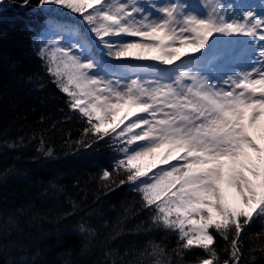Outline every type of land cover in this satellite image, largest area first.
I'll use <instances>...</instances> for the list:
<instances>
[{"label": "snow or ice", "instance_id": "6c2138e0", "mask_svg": "<svg viewBox=\"0 0 264 264\" xmlns=\"http://www.w3.org/2000/svg\"><path fill=\"white\" fill-rule=\"evenodd\" d=\"M45 6L81 17L114 59L183 61L171 83L105 79L96 74L104 70L100 62L76 52L89 48L78 22L49 8L50 35L40 56L70 107L87 119L86 134L123 145L115 167L127 176L120 183L140 181L145 207H155L153 223L176 232L181 251L206 253L198 264H219L216 234L231 246L223 264H241L242 232L264 219V43L255 46L264 42V11L226 8L222 0H203V13L180 0H149L157 15L140 0H38L37 7ZM65 33L81 38L64 45L56 37ZM221 37L250 38V67L216 81L211 70L234 58L232 42ZM153 255L155 264H171L158 245Z\"/></svg>", "mask_w": 264, "mask_h": 264}, {"label": "trees", "instance_id": "16d2710c", "mask_svg": "<svg viewBox=\"0 0 264 264\" xmlns=\"http://www.w3.org/2000/svg\"><path fill=\"white\" fill-rule=\"evenodd\" d=\"M0 8V264H155V246L171 264H198L176 232L153 223L112 136L99 139L70 107L40 56L52 17L38 0ZM62 15L78 16L66 9ZM110 179H102L103 172ZM217 235L219 264L230 242ZM230 238L232 233L229 234ZM241 264H264V219L241 234ZM180 252L177 255V252Z\"/></svg>", "mask_w": 264, "mask_h": 264}, {"label": "rangeland", "instance_id": "374dc122", "mask_svg": "<svg viewBox=\"0 0 264 264\" xmlns=\"http://www.w3.org/2000/svg\"><path fill=\"white\" fill-rule=\"evenodd\" d=\"M142 6L145 7L146 11H153V15H157L154 10L148 7L149 0H140ZM151 2L156 4H163L167 2H171V0H151ZM181 3H186L188 5H196V10L203 13L205 9L203 8V0H180ZM222 3L227 6L231 5L233 8H237L239 5H251L255 8L257 12L264 11V0H222ZM54 6H45L44 8L49 12V8L53 9ZM54 10V9H53ZM56 11V10H54ZM58 12V11H56ZM234 14V13H233ZM68 20H74L78 22L77 28L79 29L81 35L85 36L84 43L89 45L88 49L80 50L77 49L76 52L78 55H81L82 58H86L88 56L93 57L98 62L103 65L104 70L100 71V69L96 70V74L103 75L105 79H111L113 81L120 80L121 84L129 83L132 79L140 78L142 80H158L161 83H171L174 80L177 65H181L183 61H177L172 65H164L159 61L154 60H136L132 58L126 59H114L109 57L106 53L107 50L103 48L100 44V41L95 37L93 33H91L89 26L82 21V18L79 16H66ZM52 20L49 22L48 27ZM50 33L48 32V28L44 31L40 37L43 46L46 44ZM61 40V43L67 45L68 42H75L81 38L80 35H72L70 33H65L63 36L56 37ZM108 39H118V38H108ZM125 39H132L127 38ZM221 40L231 41V47L234 53V58L228 60L223 66L220 68L219 72L215 69L211 70L212 77L218 81L221 76L226 78V75L232 74L234 70L245 69L250 67L248 61V53L250 51L249 40L247 37H221ZM258 42L256 47H259ZM200 54L196 53L193 56L185 57L184 60L192 61L195 57H198ZM209 69H201L202 74H208ZM133 148L136 145L132 146ZM123 156V155H122ZM173 163H176L175 161ZM168 167V166H162ZM154 172L158 171V169H154ZM152 175V173H149ZM141 180H147V177H142ZM140 181L137 184H133L134 188L138 186Z\"/></svg>", "mask_w": 264, "mask_h": 264}, {"label": "water", "instance_id": "95a60500", "mask_svg": "<svg viewBox=\"0 0 264 264\" xmlns=\"http://www.w3.org/2000/svg\"><path fill=\"white\" fill-rule=\"evenodd\" d=\"M4 4H7V2H5L4 0H2V4H0V8H1Z\"/></svg>", "mask_w": 264, "mask_h": 264}]
</instances>
